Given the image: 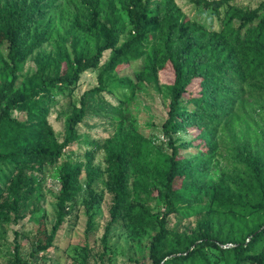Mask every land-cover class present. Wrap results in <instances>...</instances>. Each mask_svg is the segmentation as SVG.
I'll return each instance as SVG.
<instances>
[{
    "label": "trees",
    "instance_id": "16d2710c",
    "mask_svg": "<svg viewBox=\"0 0 264 264\" xmlns=\"http://www.w3.org/2000/svg\"><path fill=\"white\" fill-rule=\"evenodd\" d=\"M63 1L0 0V49L6 45L0 51V224L25 217L40 197V175L79 138L86 114L117 124L109 137L92 143L84 161L61 162L53 223L31 243L28 262L18 242L11 261L36 264V254L53 245L84 191L86 237L96 229L92 210L104 192L111 196L100 261L109 251L111 225L121 221L132 240L148 237L150 264H264V130L253 142L231 146L229 165L216 180L205 176L219 146L215 137L234 123L237 103L264 93V0L254 7L192 0L218 19V29L191 19L175 0H66L72 6L68 24L57 31L55 13H62ZM29 59L34 68L22 72ZM134 61L140 67L133 79L118 74ZM88 69H98L97 84L75 103L73 91ZM141 81L163 87L168 97L164 149L162 140L155 144L159 138L138 128L125 100L111 104L102 95L120 85L132 87L133 97ZM58 95L68 97L59 113L61 139L48 122ZM13 110L22 116H12ZM98 150L103 166L94 163ZM103 176L98 193L94 183ZM196 201L203 205L193 226H169L172 214L185 213L180 205ZM89 246L80 264H88Z\"/></svg>",
    "mask_w": 264,
    "mask_h": 264
},
{
    "label": "rangeland",
    "instance_id": "374dc122",
    "mask_svg": "<svg viewBox=\"0 0 264 264\" xmlns=\"http://www.w3.org/2000/svg\"><path fill=\"white\" fill-rule=\"evenodd\" d=\"M175 1L191 19L218 29V19L209 10L197 6L192 0ZM260 1L236 0V3L254 7ZM71 8V3L67 4L66 0L62 2V13H55L56 17L53 24L55 30L61 31L68 24ZM5 46L1 47V52H5ZM108 56L109 51H104L101 62L105 61ZM139 67L140 63L134 61L128 65H122L118 74L133 79L134 70ZM33 68V60L29 59L23 65L22 72ZM97 74L98 69H88L81 73L71 97L75 103L83 91L97 84ZM131 88L114 85L111 91H103L102 95L105 101L111 104H117L119 100H125L130 109L132 108L137 113L138 128L147 136L159 138L155 139V144H159V141L162 140L164 149L166 139L164 137L161 139L163 136L161 135V123L166 116L168 102L164 88L141 81L135 89L133 97L130 95ZM56 98L58 100L49 111L48 122L56 137L61 139L64 130V118L59 113L67 106L68 97L58 95ZM11 114L12 116H22L21 112L17 110H13ZM232 120L234 123H227L215 137L219 146L205 174L206 179L209 181L216 180L221 170L228 167L231 146L242 140L252 141L258 133L264 130V93L244 96V100L237 103ZM116 124L115 121L105 116L91 113L85 115L79 124V138L64 149L63 156L57 163L46 166L40 175V197L25 208V217L17 220V222L0 224V264H15L11 260L14 256L13 246L16 242L20 243L21 258L28 262L31 243L36 236L40 235L41 231H48L55 219V202L60 187L58 170L61 162L66 159L84 161L85 152L92 147V143L109 137L115 130ZM180 135L189 138L190 134L181 133ZM102 157V150L96 151L94 163H100L103 166ZM80 179L83 181L84 173L81 174ZM104 180L103 176L100 181L94 183L96 192H101L104 187ZM3 184L0 181V192L4 186ZM110 197L109 193L104 192L102 202L92 210L96 229L86 237L87 214L83 201L85 193L81 191L72 203L71 211L58 230L53 245L36 254V264H80V255L84 253L83 248L87 243H89L91 249L87 256L88 264H133V259L130 258L137 259L141 264H150L147 257L148 237H143L139 241L132 240L121 221L111 225L108 236L109 251H107L104 260H99L97 253L102 251L101 236L109 218ZM202 205L203 203L200 201L193 202L191 207H186V209L184 205H180V209L185 213H179L178 217L172 214L169 218V226L172 227L176 223L180 224L181 228L186 225L193 226L198 210Z\"/></svg>",
    "mask_w": 264,
    "mask_h": 264
}]
</instances>
